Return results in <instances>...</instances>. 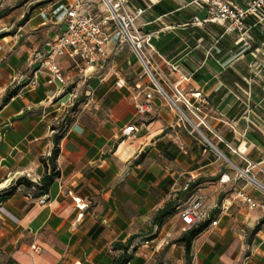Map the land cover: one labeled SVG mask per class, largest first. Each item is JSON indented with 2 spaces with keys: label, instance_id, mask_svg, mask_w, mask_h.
Wrapping results in <instances>:
<instances>
[{
  "label": "crops",
  "instance_id": "obj_1",
  "mask_svg": "<svg viewBox=\"0 0 264 264\" xmlns=\"http://www.w3.org/2000/svg\"><path fill=\"white\" fill-rule=\"evenodd\" d=\"M190 1L131 0L145 10L139 25L152 35L171 82L206 102L205 133L229 164L158 95L149 113L137 114L136 106L153 91L130 48L117 47L115 31L108 64L88 78L62 58L57 64L64 85L49 84L38 63L26 67L65 28L72 0L0 1V190L26 174L41 180L50 172L58 134L53 129L61 120L67 125L47 204L21 186L0 206V251L16 264H113L115 247L130 237H137V254L129 264H147L145 249L162 252V264H264V24L248 20L240 37L224 34L219 25L197 28L193 18L206 13ZM91 6L100 8L97 0ZM118 79L124 89L116 88ZM232 167L257 184L237 179ZM223 176L230 181L222 184ZM190 186L193 201H202L216 225L194 240L186 260L184 247L174 241L186 232L180 205ZM240 194L257 206L249 208ZM168 203L176 213L162 227L153 226ZM32 245L41 253L34 254Z\"/></svg>",
  "mask_w": 264,
  "mask_h": 264
},
{
  "label": "built area",
  "instance_id": "obj_2",
  "mask_svg": "<svg viewBox=\"0 0 264 264\" xmlns=\"http://www.w3.org/2000/svg\"><path fill=\"white\" fill-rule=\"evenodd\" d=\"M0 1L5 2L6 0ZM97 2L100 8L95 10L91 6L92 0H72L65 13V28L56 39L48 44L44 54L35 56L33 63H38L39 69L47 73L48 83L58 82L62 85L66 83L57 64L59 58L72 61L84 78H88L97 70H103L109 59L110 33L115 31L117 47L130 48L141 66L143 77L153 91L146 94L145 101L136 106L137 114L149 113L153 94H156L164 99L170 109L179 116V122L182 120L188 122L192 126V133H198L215 150L200 131V128L208 130L206 119L202 117V106L206 105V102L199 94L189 96L181 88L180 83H172L170 76L164 72L163 59L155 48L152 35L145 33L138 22L145 10L134 7L131 0H97ZM190 4L206 13L204 19L193 18L192 23L197 28L219 25L224 34L240 37L247 31L246 22L248 20H252L254 26L264 24V0H191ZM170 68L176 71L174 67L170 66ZM36 73L30 82L32 87L36 86ZM183 80L187 81L186 78ZM115 86L117 89H124L125 83L122 79H118ZM135 89L140 90L142 86L136 85ZM187 114L193 116L196 122L187 121L185 118ZM241 177L239 174L237 179ZM26 178L32 179L29 174H26ZM248 178L255 185L257 184L252 178ZM31 181L39 182L37 179ZM229 181L230 179L226 176L220 180L222 184ZM240 198L251 209L257 206L250 197L244 194H240ZM75 202L78 206L79 201L75 200ZM39 203L47 204L46 197L39 198ZM180 219L184 230L187 231L209 220V216L204 210L202 201L196 199L181 211ZM212 225L216 223L212 222ZM151 243V241H146L144 245L149 246ZM31 249L34 254H40L42 251L37 245H32Z\"/></svg>",
  "mask_w": 264,
  "mask_h": 264
},
{
  "label": "trees",
  "instance_id": "obj_3",
  "mask_svg": "<svg viewBox=\"0 0 264 264\" xmlns=\"http://www.w3.org/2000/svg\"><path fill=\"white\" fill-rule=\"evenodd\" d=\"M17 91H12L6 100L10 98V96H16ZM76 112V105L71 109V113ZM67 129V125L63 123L58 129V134L54 137V148L52 150V154L49 158L51 169L50 172L46 173L41 180H39L38 183H33L31 180L27 178H19L15 185L6 188L3 190H0V206L5 203L7 200H9L16 192L18 187L25 186L26 188L32 189L35 191L36 196L38 198L47 197L50 191L51 186L53 183L58 179L59 173L56 170V160L57 156L59 154V142L62 140L65 132ZM177 206H173V204L168 203L166 206L159 210L156 214L155 218L152 221L153 226L162 227L164 223L167 221V218L171 216L172 214L176 213ZM212 224L211 220L202 222L198 224L197 226L187 230L182 234L181 237H179L177 240L174 241L175 245L183 246L186 260H189L190 252L192 243L196 238H198L210 225ZM258 229L255 230L257 232ZM137 239V237H130L129 240L124 245H117L114 249V252H118V256L114 258L113 264H129L133 259V252L136 249V247L133 245L134 241ZM153 237L148 238L147 240H152ZM145 240V241H147ZM134 246V247H133ZM10 258V257H9ZM10 263L16 264L14 260L10 258Z\"/></svg>",
  "mask_w": 264,
  "mask_h": 264
},
{
  "label": "rangeland",
  "instance_id": "obj_4",
  "mask_svg": "<svg viewBox=\"0 0 264 264\" xmlns=\"http://www.w3.org/2000/svg\"><path fill=\"white\" fill-rule=\"evenodd\" d=\"M29 1H34V0H29ZM64 1H66V0H64ZM203 15H200V17H202ZM7 36L8 35H12V34H6ZM3 41L5 42V40L3 39ZM124 47V46H123ZM119 48H121V47H119ZM0 52H1V50H0ZM37 55V54H36ZM36 55H33L32 56V59H31V61H30V63L29 64H27V66L26 67H34L35 66V63H33V60L35 59V56ZM33 63V64H32ZM26 69V68H25ZM91 78V77H90ZM89 78V79H90ZM88 80V79H87ZM166 89V91L168 92V93H170L169 92V90L167 89V88H165ZM69 92H71L73 95L75 94L76 95V93H74V90L73 89H70L69 90ZM88 97V96H87ZM86 96H85V94L83 95V98H84V101L83 102H87V103H84V104H88L89 102L87 101V100H89L90 101V99L89 98H87ZM161 98V97H160ZM73 99V98H72ZM76 100L77 99H79L78 98V96L76 95V98H75ZM161 100L163 101V103L165 104V106H166V108H167V110L169 111V112H171L173 115H175V117L179 120V116L177 115V114H175L171 109H170V107L168 106V104H167V102L164 100V99H162L161 98ZM83 102H80V103H76L75 105H76V112L77 111H79L80 110V106L81 105H83ZM74 105V106H75ZM73 106V107H74ZM72 107V108H73ZM188 116L187 117H189V119L190 120H193L194 122H196V120H195V118H193V116H191L190 114H187ZM62 123H63V120H61V121H59V124L56 126L57 128L58 127H60V125H62ZM181 124H183V125H185L186 126V128L187 129H189V130H192V126L188 123V122H186V121H184V120H182L181 122H180ZM56 128V129H57ZM200 131L203 133V135H204V137L211 143V141H210V139L208 138V136L206 135V133H205V129H203V128H200ZM194 135H196L203 143H204V145L210 150V151H212V153L214 154V155H216L218 158H220L221 159V161H223L225 164H229L228 163V161L225 159V157H222V156H220L219 155V153L218 152H216L213 148H211L210 146H209V144L198 134V133H196V132H194ZM233 168V171H236V172H238V170L237 169H235L234 167H232ZM242 177L240 178V179H245L246 181H249V182H251L250 181V179L245 175V174H241V172H238ZM28 179V178H27ZM252 183V182H251ZM253 185H255L254 183H252ZM188 195L183 199V201H182V203H181V205L180 206H182L183 205V209L185 208V207H187L192 201H193V198H194V188H192L191 186H190V188H189V190H188ZM182 209V210H183ZM181 210V211H182ZM182 225L180 224V227H181ZM151 245V244H150ZM143 254H145V255H147V258L145 259V261H148L147 262V264H162V261L164 260V255H163V253L161 252V253H155L154 255H151V253H152V250H147V249H145L144 250V252H142ZM133 254V257H134V255L135 254H137V248L134 250V252L132 253ZM0 264H13V263H10V258L6 255V254H4V253H2L1 251H0Z\"/></svg>",
  "mask_w": 264,
  "mask_h": 264
},
{
  "label": "bare ground",
  "instance_id": "obj_5",
  "mask_svg": "<svg viewBox=\"0 0 264 264\" xmlns=\"http://www.w3.org/2000/svg\"><path fill=\"white\" fill-rule=\"evenodd\" d=\"M185 118L187 119V121H189V122H192V123H193V121H192V120H190V119H189V117H187L186 115H185Z\"/></svg>",
  "mask_w": 264,
  "mask_h": 264
}]
</instances>
